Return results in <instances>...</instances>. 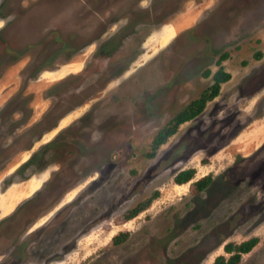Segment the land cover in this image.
Wrapping results in <instances>:
<instances>
[{
    "label": "rangeland",
    "instance_id": "obj_1",
    "mask_svg": "<svg viewBox=\"0 0 264 264\" xmlns=\"http://www.w3.org/2000/svg\"><path fill=\"white\" fill-rule=\"evenodd\" d=\"M147 1L130 11L131 0H0V224L21 193L50 201L17 237V264H213L251 237L238 264H264V0ZM150 7L165 18L151 21ZM98 13L119 19L93 59ZM214 50L229 79L148 156L157 131L210 85ZM53 139L43 165L17 172Z\"/></svg>",
    "mask_w": 264,
    "mask_h": 264
},
{
    "label": "trees",
    "instance_id": "obj_2",
    "mask_svg": "<svg viewBox=\"0 0 264 264\" xmlns=\"http://www.w3.org/2000/svg\"><path fill=\"white\" fill-rule=\"evenodd\" d=\"M264 40V38H263ZM261 53H256V58H260ZM229 78V74L223 71L222 67L214 75V83L202 94L199 99H194L190 101L186 106L180 109L175 115H173L154 135L152 138L150 149L147 152V155L153 157L158 150V148L164 144L168 137L173 135L178 126L190 119L194 118L201 110L203 109L205 103L212 99L215 96L220 88V84L226 81ZM211 90V92H210ZM46 148H48L46 146ZM46 148H41L31 155V157L23 163L18 169L22 171L27 166H32L39 163V166L42 165L43 154L46 152ZM44 150V151H43ZM195 171L192 168L180 170L177 172L173 178L174 182L178 185L187 183L192 179ZM211 174H207L200 179L192 182L193 191L199 192L205 189L211 182ZM158 196V192H154L148 198L143 201L138 202L134 207L129 209L123 214V220H129L139 214L141 211L145 210L153 199ZM126 232H119L111 238L112 244H119L126 238ZM258 242L256 237H251L247 240H244L240 243L228 242L223 246L224 252L227 254H219L214 260L213 264H238L242 254L248 253Z\"/></svg>",
    "mask_w": 264,
    "mask_h": 264
},
{
    "label": "flooded vegetation",
    "instance_id": "obj_3",
    "mask_svg": "<svg viewBox=\"0 0 264 264\" xmlns=\"http://www.w3.org/2000/svg\"><path fill=\"white\" fill-rule=\"evenodd\" d=\"M141 1L142 0H131L130 5H132V6H130V11H135L134 10L135 7L140 5ZM156 1L157 0H154V1L153 0H148L147 1V6H149V5L153 6V4ZM75 2H77L78 5H82L78 1H75ZM177 5H178V3L174 5V8ZM166 12L164 13V11H163L161 13L162 17L160 18V17H158V14H154L153 15L152 8L150 7V9H147L146 15H147L148 18H151L150 19L151 21H153V20H155V21H158V20L160 21L161 20L162 21V19H164L165 16H166ZM97 15H98L97 17H99L101 19V21H102V24L98 25V29H99L98 34L99 35H98L97 38H95L94 41H92V43L88 44V46H91L92 44L94 45V49L92 50V55H91V57L93 59H96L97 56L99 54H101L102 52H104V53H106V52L108 53L109 52V49H110V46H111V42L113 41V34L112 33L110 34L109 31L111 30L112 25L116 24L118 22L117 19H119V18H115V19L112 20L113 22L112 21L110 22V20H109L106 23V20H104L105 19V15L101 16L99 13ZM125 16H127V14H125ZM106 26H108V27L106 28ZM124 26H122V27H124ZM122 27L117 28L116 32H118ZM195 27H196V25H195ZM120 33H122V32H120ZM181 33H183V32H180L177 35H175V37L172 38L173 41H174V39H177L179 37L178 35H180ZM121 37L122 36H120L119 38H121ZM146 40H145V42H146ZM142 43H144V41ZM116 47L117 46H114L115 49H116ZM64 48H66V47H64ZM82 48H80V49H82ZM80 49L77 48L76 51H75V54H78ZM214 53H215V55H219L214 60V64H215V66H217L216 69L214 71H212L210 68H206L202 72L203 76L204 77H208L210 79L211 83H210L209 86H207V88H205L202 91H200L198 96H196L195 98L191 99L190 101H192L194 99H199L202 96V94L214 83V75L220 69L219 66H222V61H223L222 57L224 56V52L222 53V52H218L217 50H214ZM69 64H71V63H69L67 61L64 63V65H69ZM64 65H61L59 68H55L52 71L59 70ZM223 71L226 72L225 69H223ZM226 81H224V82H226ZM224 82H222V83H224ZM221 84H220V87H221ZM210 92H211V90H210ZM219 92H220V88H219L217 94L212 97V99H214L219 94ZM76 108H77L76 106H75V108L71 107L70 109H67L66 111L62 112V114L60 115L56 125L54 127H52V128H56L57 126H59L60 121L62 119H64L65 117L69 116L70 114H72L73 111ZM55 139L50 140L49 142L41 145L39 149L46 148V146L48 148H52L53 145H54L53 141L55 142ZM42 162H43V160H42ZM28 167H30V165L27 166L26 168H28ZM40 195L41 194H39L37 197H30V196H29L30 198L27 197L24 200L23 204L15 212H13L9 216H7V218H5V219L8 220L7 223L3 224V222H2L0 224V264H17L19 262V249H18L17 246H18V244H21V242H18L17 237L19 238V236L21 235V233L24 230V228H27L32 222H34L37 219L39 212L43 208H46V206L50 202V201L47 200V197L43 196V194L41 196ZM52 199H53V197L51 198V200ZM12 238H14L15 240L12 239ZM17 242H18V244H17Z\"/></svg>",
    "mask_w": 264,
    "mask_h": 264
},
{
    "label": "bare ground",
    "instance_id": "obj_4",
    "mask_svg": "<svg viewBox=\"0 0 264 264\" xmlns=\"http://www.w3.org/2000/svg\"><path fill=\"white\" fill-rule=\"evenodd\" d=\"M190 20H191V18H190ZM43 80H44V78H42ZM67 118V117H66ZM23 155V154H22ZM24 156V155H23ZM22 159V158H21ZM24 160V159H23ZM13 170V169H12ZM35 182V181H34ZM32 183V182H31ZM31 183H30V188L28 189V190H31V188L33 187L32 185H31ZM33 184V183H32ZM35 184V183H34ZM14 188H16V187H14ZM13 188V189H14ZM35 191V190H34ZM27 192V191H26ZM26 192L25 193H21V194H19V195H17V198H16V200H18V199H20V197H21V199L23 198V196H25V194H26ZM29 192V191H28ZM27 195V194H26ZM26 198V197H25ZM11 200V202L13 201V197H9V201ZM15 205V204H14Z\"/></svg>",
    "mask_w": 264,
    "mask_h": 264
},
{
    "label": "crops",
    "instance_id": "obj_5",
    "mask_svg": "<svg viewBox=\"0 0 264 264\" xmlns=\"http://www.w3.org/2000/svg\"><path fill=\"white\" fill-rule=\"evenodd\" d=\"M28 196H29V195L27 194V195L24 196L22 199L24 200V199H26ZM25 197H26V198H25ZM20 201H21V200H20ZM20 201H19V202H20ZM17 203H18V202H17Z\"/></svg>",
    "mask_w": 264,
    "mask_h": 264
}]
</instances>
